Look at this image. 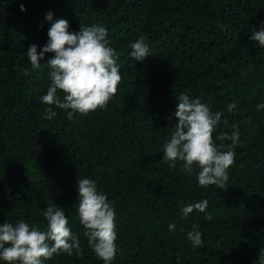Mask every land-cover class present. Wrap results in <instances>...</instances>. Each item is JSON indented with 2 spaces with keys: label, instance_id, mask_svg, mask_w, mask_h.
<instances>
[{
  "label": "trees",
  "instance_id": "1",
  "mask_svg": "<svg viewBox=\"0 0 264 264\" xmlns=\"http://www.w3.org/2000/svg\"><path fill=\"white\" fill-rule=\"evenodd\" d=\"M49 12L69 31L107 29L122 79L106 108L68 120L52 106L57 115L45 118L54 53L33 69L26 52L46 45ZM262 24L264 0H0V225L23 219L44 230V210L61 207L83 253L43 264H103L77 211V180L87 178L115 209L112 264H264V48L250 39ZM141 36L150 55L137 62L130 44ZM181 93L223 113L214 139L239 126L225 189L200 187L195 166L189 174L182 161L162 162ZM202 200L205 212L183 216ZM194 225L203 241L195 249Z\"/></svg>",
  "mask_w": 264,
  "mask_h": 264
},
{
  "label": "clouds",
  "instance_id": "2",
  "mask_svg": "<svg viewBox=\"0 0 264 264\" xmlns=\"http://www.w3.org/2000/svg\"><path fill=\"white\" fill-rule=\"evenodd\" d=\"M21 11H26L23 5ZM45 19L51 22L46 45L39 53L35 44L29 45L26 52L33 69L40 68L45 53H54L46 63L50 86L41 97V102L48 106L45 118L51 120L57 115L52 106L65 110L68 120L77 113L87 115L106 108L122 79L118 56L110 46L107 29L98 25H80L78 32L69 31L67 20L53 22L51 12ZM250 39L264 48V24L258 30H252ZM130 48V56L137 62L150 55L143 36L132 42ZM58 90L63 93L62 98ZM235 108V103L227 106L229 112ZM260 110H264V104L257 105V111ZM222 115L221 111L213 112L207 103L181 93L174 113L177 122L173 124L170 139L164 144L162 162L175 168L176 161H182L183 170L189 174L195 166L199 169L197 181L200 187L225 189L230 178L229 169L235 165L234 149L239 141V126L233 124L231 135L221 133L214 139L213 133ZM216 140L221 143L217 144ZM224 141L231 143L226 145ZM77 191L79 221L88 245L103 264H112L118 251L114 206L90 179L77 180ZM207 207L208 201L202 200L185 205L181 211L187 217L194 210L203 213ZM43 215L47 222L44 230L29 226L23 219L15 225L9 222L0 225V261L5 264H43L44 260L61 252L72 255L75 251L76 255H82L79 237L68 226L64 210L50 205ZM206 219L211 220V214ZM169 231H175V224L169 225ZM187 239L193 249L198 248L203 243L202 232L194 225L187 233ZM259 257L264 260V250L260 251Z\"/></svg>",
  "mask_w": 264,
  "mask_h": 264
}]
</instances>
